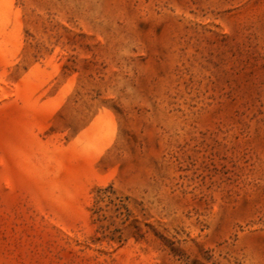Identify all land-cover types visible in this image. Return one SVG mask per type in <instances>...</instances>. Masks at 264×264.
<instances>
[{
    "label": "rangeland",
    "instance_id": "374dc122",
    "mask_svg": "<svg viewBox=\"0 0 264 264\" xmlns=\"http://www.w3.org/2000/svg\"><path fill=\"white\" fill-rule=\"evenodd\" d=\"M0 264H264V0H0Z\"/></svg>",
    "mask_w": 264,
    "mask_h": 264
}]
</instances>
